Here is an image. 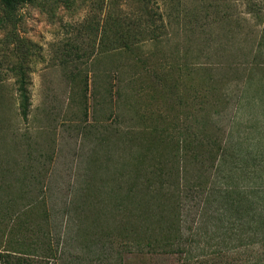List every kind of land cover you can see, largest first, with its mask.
<instances>
[{
	"label": "rangeland",
	"instance_id": "374dc122",
	"mask_svg": "<svg viewBox=\"0 0 264 264\" xmlns=\"http://www.w3.org/2000/svg\"><path fill=\"white\" fill-rule=\"evenodd\" d=\"M249 8L264 18V0L0 5V202L26 228L3 235L4 204L0 244L35 264H264V20ZM161 232L191 255L150 253Z\"/></svg>",
	"mask_w": 264,
	"mask_h": 264
},
{
	"label": "trees",
	"instance_id": "16d2710c",
	"mask_svg": "<svg viewBox=\"0 0 264 264\" xmlns=\"http://www.w3.org/2000/svg\"><path fill=\"white\" fill-rule=\"evenodd\" d=\"M33 1L34 0H0V5L5 14V18L12 19L14 16H16L17 11L22 5L32 3ZM248 12L253 14L254 17L256 16L257 19H259V22H262V20H264V18L260 16V12H261L260 10H257L255 8H252V10H250L249 8ZM132 45H134V43L131 44L129 42V39L127 40V42L124 43V47L128 49H131ZM27 69L28 68L22 63H19L18 65L12 68L17 78L15 81V87H16V92L18 94L20 115L24 120L28 119L30 107H31L30 80ZM189 149L191 150V148L187 146L185 150L186 154L188 153ZM177 179L179 180V178ZM4 204L7 205L5 209H10V213H9L10 219L8 220V222H6L5 227L7 230V227L11 226V229L9 230L8 233L3 232V235L8 237L9 233H11V235L18 234L23 236V234L26 232V228L25 225L20 223L19 214L17 215V217L14 215L15 211L13 210V208L15 207V203L10 199V201L7 202H0V207L3 206ZM10 204H12V206ZM263 214H264L263 212L260 213L259 217L261 218ZM260 226L263 228V234H264V222H262ZM162 237L164 238V241ZM155 240H156V245L152 244V242H148L146 246H144L149 249L148 251L150 253L191 255L189 254L190 252L187 250L188 244H185L184 241L179 237L173 239L170 236L163 235V233L161 232L158 236H156ZM14 245L18 246V248H16L17 250L8 249L6 246L0 244V264H35V261L32 259L37 257V254H30L27 251H21L20 250L22 247L21 244L14 243ZM140 246H142V243L140 244ZM142 251L144 252L145 250Z\"/></svg>",
	"mask_w": 264,
	"mask_h": 264
}]
</instances>
